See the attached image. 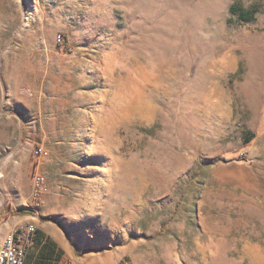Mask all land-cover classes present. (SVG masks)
Returning <instances> with one entry per match:
<instances>
[{"label":"rangeland","instance_id":"obj_1","mask_svg":"<svg viewBox=\"0 0 264 264\" xmlns=\"http://www.w3.org/2000/svg\"><path fill=\"white\" fill-rule=\"evenodd\" d=\"M1 200L66 264H264V0H0Z\"/></svg>","mask_w":264,"mask_h":264},{"label":"crops","instance_id":"obj_2","mask_svg":"<svg viewBox=\"0 0 264 264\" xmlns=\"http://www.w3.org/2000/svg\"><path fill=\"white\" fill-rule=\"evenodd\" d=\"M7 201L8 203H13L11 198H8ZM9 211L11 214L0 225V248L6 237L16 231L25 219H36L39 217L32 207L11 208ZM24 211L29 214H22ZM37 227L39 242L29 252L24 264H66L68 260L72 259L73 253L70 251L61 229L53 223L45 221H38Z\"/></svg>","mask_w":264,"mask_h":264},{"label":"built area","instance_id":"obj_3","mask_svg":"<svg viewBox=\"0 0 264 264\" xmlns=\"http://www.w3.org/2000/svg\"><path fill=\"white\" fill-rule=\"evenodd\" d=\"M37 231L36 225L22 224L7 236L2 264H18V258L24 257V250L33 247Z\"/></svg>","mask_w":264,"mask_h":264},{"label":"bare ground","instance_id":"obj_4","mask_svg":"<svg viewBox=\"0 0 264 264\" xmlns=\"http://www.w3.org/2000/svg\"><path fill=\"white\" fill-rule=\"evenodd\" d=\"M5 243H6V239L4 240L2 247L0 248V264H2L3 258L5 256ZM28 251L29 249L24 250V257L18 258V264H24V259Z\"/></svg>","mask_w":264,"mask_h":264},{"label":"trees","instance_id":"obj_5","mask_svg":"<svg viewBox=\"0 0 264 264\" xmlns=\"http://www.w3.org/2000/svg\"><path fill=\"white\" fill-rule=\"evenodd\" d=\"M23 213H27V211H24ZM38 237H39V231H37L36 240H35V243H34L33 247L36 246L37 243L39 242ZM33 247H31V248L29 249V251L27 252V254H26V256H25V259H26V257L28 256L29 252L32 250ZM25 259H24V261H25Z\"/></svg>","mask_w":264,"mask_h":264},{"label":"water","instance_id":"obj_6","mask_svg":"<svg viewBox=\"0 0 264 264\" xmlns=\"http://www.w3.org/2000/svg\"><path fill=\"white\" fill-rule=\"evenodd\" d=\"M22 133H23V130H22ZM20 142H21V140H20ZM2 201V205H1V207H0V213L2 212V210H3V206H4V202H3V200H1Z\"/></svg>","mask_w":264,"mask_h":264}]
</instances>
